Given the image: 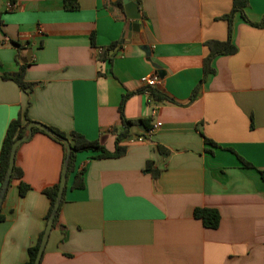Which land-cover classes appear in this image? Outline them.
<instances>
[{"label": "crops", "instance_id": "crops-1", "mask_svg": "<svg viewBox=\"0 0 264 264\" xmlns=\"http://www.w3.org/2000/svg\"><path fill=\"white\" fill-rule=\"evenodd\" d=\"M8 1L0 0V147L8 123L25 112L112 149L125 94L124 116L151 126L131 127L130 135L147 132L126 139L120 157L76 154L40 264H264V26L235 13L236 51L216 55L204 75L206 42L227 38L222 17L232 0H136L149 56L140 38L122 37L129 22L122 0V9L118 0H71L75 8L11 0L7 9ZM244 12L258 22L264 0H248ZM20 64L32 83L27 92L1 77ZM152 74L160 78L153 88L172 102L141 91L140 78ZM62 162L60 145L40 132L16 150L31 189L20 196L17 180L7 188L0 264L27 260L45 227L42 189L58 180ZM80 171L83 186L71 188ZM197 207L216 209L218 226L204 227Z\"/></svg>", "mask_w": 264, "mask_h": 264}, {"label": "trees", "instance_id": "trees-1", "mask_svg": "<svg viewBox=\"0 0 264 264\" xmlns=\"http://www.w3.org/2000/svg\"><path fill=\"white\" fill-rule=\"evenodd\" d=\"M64 4H65V7H69V8H75L76 7L71 2V0H65ZM117 4L122 9L121 0H118ZM247 5H248V0H232V6H231L229 13H227L226 15H224L222 17L223 19H225L228 22L227 38L223 41L206 42V46L208 48V53H207L206 57H204V59H203L204 75H207V74L213 72V69L211 68L210 63H211V60L216 55L232 54L236 51V47L231 41L232 18H233L235 13H239L244 21L250 23L253 26H256V27L264 26V13L258 22H251L247 18L246 14L244 12V9ZM15 45H17V44H15ZM115 46H116V43H113V44L109 45L108 47L104 48V50L105 51L111 50ZM100 57H102V55ZM26 65L27 64H20L17 71L10 72V73H4V74H2L1 77L3 79L13 81L24 92L30 91L32 88V83L27 82L24 79V72H25ZM141 91L148 92V94L152 97V99H154L156 101L172 102V99L170 97L161 93L158 89L147 88V90H146V88H142ZM128 96H129V94H125L122 97V100H121L119 108H118L119 113H120V121H121V127L122 128L114 134V146L112 149L106 148L104 145L99 143L98 140H89L84 135H82L76 131H71L70 133L65 134L64 132H62V131L54 128V127L48 126L50 129L55 131L57 134L61 135L62 137L67 138V140L71 146V150H70V154H69V158H68V163H67V169H66V179L74 171L75 157H76V154L78 152H82V151L91 152L92 153L91 157L96 158V159L120 157L126 151V145L123 143L127 139V137L130 135V128L131 127L137 126L138 124H140V125H143V127L147 130L151 128L148 119H127L124 116L123 105H124V102ZM30 121H32V120H30L24 112V113L20 114L18 117L12 119L7 125L6 131H5L3 140H2V144L0 147V188H1V184L3 182L4 176H5L6 169H7L11 145L13 144V142L17 138H19L25 134L26 124L29 123ZM35 132H40L42 134H45L46 136L50 137L52 140H54L55 142H57L60 145V147L62 149V153H63V162H62V164H63L65 157H66V154H65V150H64L62 142L58 138L50 136L49 134H47L45 131H43L42 129H40L38 127L32 128V134ZM205 141L207 143L213 144V142L207 138H205ZM236 156H237L238 160L240 161V163L244 167H251L252 166L251 163L247 162L246 160H244L239 155H236ZM149 166H150V163L148 162L147 167H149ZM81 174H82V171L76 172L74 174L73 181H72V184L70 186L71 188L83 186ZM153 174H157V173H155L153 171ZM260 174L264 178V171H261ZM14 180L18 181L17 188H18V194L20 196H24L31 189V187L27 183L22 181V171L20 170V168L18 166H16V164H14L9 184ZM59 180H60V176L54 184L42 189V193L49 200L48 211L44 217L45 225H46V222L48 220L51 209L53 207L54 201L56 199ZM64 190H65V187H64ZM63 195H64V191H63ZM63 195H62L58 210L55 214L52 226L55 225V223L58 219L60 206L63 202ZM193 216L195 218L199 219L202 222L203 226L206 228H216L218 226L219 220H220L219 213L214 208H207V207L194 208ZM3 220H4V216L0 212V222ZM43 230L44 229H42V231L38 234L36 241L28 247V249H27V255H28L27 260L22 264H33L36 253H37V249L39 246V242H40L41 236L43 234ZM40 260H41V258H40ZM39 264H40V261H39Z\"/></svg>", "mask_w": 264, "mask_h": 264}, {"label": "water", "instance_id": "water-1", "mask_svg": "<svg viewBox=\"0 0 264 264\" xmlns=\"http://www.w3.org/2000/svg\"><path fill=\"white\" fill-rule=\"evenodd\" d=\"M122 3H123V7L125 10L126 17L129 21V22H127V27H126L125 32H124L122 37L123 38H125V37L131 38L133 41H136V39L138 40L140 38L141 40H138V41L141 42L142 45L145 44L144 36H143V34L140 33L141 24H140L139 20L141 18V15H140L139 7H138V2L136 0H122ZM142 49L144 50L146 56H149L148 46L143 45ZM22 60L25 61L24 59H22ZM153 67H155L159 71L158 65L153 64ZM158 74L160 77H162V73L160 71L158 72ZM33 127H38L40 129H42L43 131H45L50 136L58 138L62 142L64 150H65V154H66V157H65V160H64V163L62 166V170L60 173V180H59L56 199L54 201L53 207L51 209L48 220H47L46 225L44 227L43 234L41 236L39 246L37 249V253H36V256H35V259L33 262V264H39L40 258L42 256L48 235H49L50 230L52 228L53 220H54L55 214L58 210V207H59L62 195H63L64 187L66 184V169H67V163H68V158H69L71 146H70L67 138L62 137L61 135L57 134L55 131L50 129L48 126H46L40 122H36V121H30L29 123H27L26 127H25V134L22 135L21 137L17 138L13 142V144L11 145V148H10L8 165H7L5 176H4L3 182L1 184V188H0V208L2 205L3 198L5 196V193L7 191V188L9 186L11 173H12V170H13V167L15 164L16 150L18 149V147L20 146L21 143H23L24 141H26L30 138V136L32 134V128ZM146 132L147 131H144V134L141 136L129 135L127 137V140L136 139L138 137L143 138L145 136Z\"/></svg>", "mask_w": 264, "mask_h": 264}, {"label": "built area", "instance_id": "built-area-1", "mask_svg": "<svg viewBox=\"0 0 264 264\" xmlns=\"http://www.w3.org/2000/svg\"><path fill=\"white\" fill-rule=\"evenodd\" d=\"M7 9H12L14 7V2L9 0L6 3ZM140 83L142 84L143 88H153L157 85L160 84V78L157 74H152V75H144L140 78ZM148 93V92H146ZM159 124V123H158Z\"/></svg>", "mask_w": 264, "mask_h": 264}]
</instances>
